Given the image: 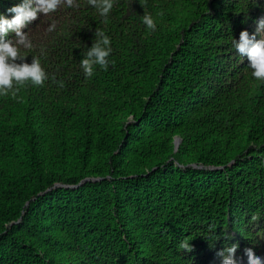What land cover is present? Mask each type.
I'll return each mask as SVG.
<instances>
[{"label":"trees","instance_id":"obj_1","mask_svg":"<svg viewBox=\"0 0 264 264\" xmlns=\"http://www.w3.org/2000/svg\"><path fill=\"white\" fill-rule=\"evenodd\" d=\"M76 3L23 29L48 80L0 96V264H221L233 244L237 264L264 258V81L232 42L264 0ZM97 28L114 64L86 79Z\"/></svg>","mask_w":264,"mask_h":264},{"label":"clouds","instance_id":"obj_2","mask_svg":"<svg viewBox=\"0 0 264 264\" xmlns=\"http://www.w3.org/2000/svg\"><path fill=\"white\" fill-rule=\"evenodd\" d=\"M88 3L96 8L101 16L107 17L113 8L114 0H88ZM64 4L70 8L79 7L76 0H22L20 4L8 9V12L14 13L11 19L0 15V96L11 94L13 98H16L20 89L28 83L33 86H43L44 82L48 80V74L41 66L39 58L33 56L32 62L29 64L25 62L26 56L21 55V47L24 49L33 47L23 29L37 19L38 13L46 16ZM143 24L151 31L156 30V22L150 14H144ZM256 25L255 33L250 35L247 30H243L239 35V40L233 38L232 42L238 54L241 57H247L252 76L257 80L264 81V37H261V33H264V17L259 18ZM54 30L55 24L53 23L49 26L48 31ZM9 32L14 33L15 37L7 38ZM258 35L260 39H257ZM94 37L91 48H88L86 55L80 61L86 79L94 75L96 66L107 71L109 64H114L109 60L112 52L110 37L99 28L95 30ZM17 60L21 62L17 63ZM178 247L187 252L193 250L187 238L182 240ZM238 247V244H233L231 247H225L217 252V256L221 258V264H237L235 253ZM244 252L248 257V264H264V258L256 256L251 248H246Z\"/></svg>","mask_w":264,"mask_h":264},{"label":"rangeland","instance_id":"obj_3","mask_svg":"<svg viewBox=\"0 0 264 264\" xmlns=\"http://www.w3.org/2000/svg\"><path fill=\"white\" fill-rule=\"evenodd\" d=\"M181 138L178 135H174L173 137V142H174V148L176 149L179 142H180Z\"/></svg>","mask_w":264,"mask_h":264}]
</instances>
